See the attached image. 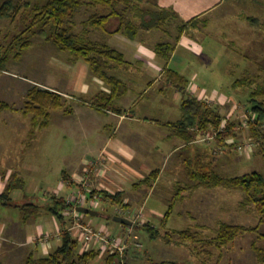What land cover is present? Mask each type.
Segmentation results:
<instances>
[{
	"label": "rangeland",
	"instance_id": "obj_1",
	"mask_svg": "<svg viewBox=\"0 0 264 264\" xmlns=\"http://www.w3.org/2000/svg\"><path fill=\"white\" fill-rule=\"evenodd\" d=\"M4 1L0 0V5ZM10 1L19 6L25 2H44ZM138 6L145 11L166 9L171 11L174 17H171L162 29L139 30L134 40L122 33H109L117 27V19L111 20L107 32L91 29L88 37L120 51L122 48L126 49L128 44L131 50L132 47L138 46L141 53L151 57L149 62L154 61L161 72L164 73L163 69L169 68L184 76L187 80L184 96L190 94L217 107L224 122L232 124L233 136L225 139V145L222 146L214 139L208 140L207 136H197L193 144L184 145L185 143L177 141L179 147L175 146L177 148L173 151V144L168 146L163 143L159 137L160 133H157L155 138L149 137V128L156 126L155 121L170 123L180 115L174 95L175 87L168 76L162 73L163 78H160V70L157 71L153 67L148 69L146 65L136 63L128 51H122L125 60L131 63L129 70L125 65L121 69L111 70L110 74L125 79L130 88L115 105L120 107L129 102L127 105L128 108L132 107L134 119L126 116V119L120 120L117 115L93 109L90 104L94 96H81L71 89L76 84V78L80 79V75L84 74V66L87 64L83 61L72 63L67 53L59 51L52 42L36 36L30 39L31 46L23 53L21 60L11 58L6 71L0 75V101L11 107L0 113V193L6 190L11 176L15 174L22 179V184H18V188L10 197L15 198L18 203H38L46 196L49 197V194L65 197L67 189L62 185L66 186L72 181H64L59 174L69 171L71 165H74L72 163L80 161L84 153L98 149L99 145L112 138L114 142H122L133 149L135 155L130 158L132 162L147 168L143 172L144 176L134 180L131 170L127 168L128 163L120 156H114L113 152L104 150V155L99 160H103L104 156L112 159L110 171L121 180L124 181L127 175L126 178L135 183L151 171L159 170V177L157 175V180L151 188L141 186L131 190L129 187L132 181L127 184L129 190L123 191L125 202L129 204L127 209L121 205L112 206L108 202H100L98 198L87 199L89 204L86 206H92V209L110 217L120 213V216L134 222L135 226L127 230L120 228L121 235H125V239L129 238V244L123 243V236L117 242L128 246L125 253L127 264H148L150 260H171L185 264H259L255 260L251 244L257 241L264 247V242L258 238L264 232L263 227L257 232H245L222 250L214 247L201 248L198 245L201 253L197 256L193 245L166 243L160 238L149 239L148 233L137 225L148 223L156 227L161 234L167 230L189 228L193 232L199 231L204 238H213L220 222L247 228L257 225L258 216L254 207L249 206L243 210L239 207L244 198L241 191L221 187L192 188L194 184L187 177L186 166L193 167L194 158L198 157L203 164L224 176H239L254 171L264 176L260 147L250 135L247 126L249 118L253 117L249 94L258 84H264V0H144L139 2ZM118 9L123 10V6L120 5ZM96 13L106 14L107 10L102 7H82L75 16L73 32L81 33L83 22ZM22 14H25L23 7L15 21L9 17L0 19V52L8 49L12 50L13 55L17 51L14 39L25 28L21 23ZM193 18H197V22L179 35V26ZM248 18H254L256 21L251 22ZM124 20L140 23L131 9L125 10ZM157 44L173 46V52L167 62L156 56L154 48ZM245 78L252 80L250 86L234 87L237 80ZM149 82L152 84L147 88ZM81 85L79 82L76 88L80 90ZM32 86L60 93L72 110L83 105L81 110L91 111L86 112V115L90 114L89 117L75 113L74 110L75 115H66L63 110H54L51 112L48 128L37 130L31 136L30 118L25 116L21 109L26 93ZM85 86L94 94L108 91L107 85L97 81L89 68ZM80 97H83L86 103H81ZM124 108L128 110L125 106ZM71 123L76 124L78 128H71ZM82 125L84 126L81 127ZM239 146L241 148H238ZM100 167L98 161L91 162L85 170L99 176L98 182L105 184L103 180L108 172L103 165ZM90 179L82 180L85 183L83 188H88L90 193L101 191L96 189L98 184H91ZM178 186L184 188L180 192L182 198L173 205L165 226H162L164 215ZM75 189L67 195L66 200L83 190L80 186ZM3 207L5 206L0 205V209ZM10 208L0 210V214L17 218L20 212ZM84 220L85 224L91 227L96 226L89 224V220L106 225L111 230L116 224L106 217L84 216ZM71 226L72 220L67 229L79 240L81 235H78L74 228L71 230ZM98 228L106 230L101 226ZM49 240V237L39 239L41 244L49 243L50 246L52 243ZM4 241L0 239L1 246H5ZM89 246L101 249L100 244L95 241H91ZM83 248L80 244L78 252L81 253L79 250ZM101 251L107 252L106 248ZM102 254L105 257L106 253ZM14 263L22 264L23 261L18 259ZM102 263L100 256L90 264ZM0 264L10 263L5 262L0 254Z\"/></svg>",
	"mask_w": 264,
	"mask_h": 264
},
{
	"label": "trees",
	"instance_id": "obj_2",
	"mask_svg": "<svg viewBox=\"0 0 264 264\" xmlns=\"http://www.w3.org/2000/svg\"><path fill=\"white\" fill-rule=\"evenodd\" d=\"M144 0H44L42 3L25 2L24 5L12 3L10 0H5L0 5V19L9 17L12 20L17 19L20 15L22 7L25 14L21 16V23L25 26L19 36H16L14 45H17V51L11 55L10 50L0 52V75L6 71L7 64L11 58L16 61L21 60L22 55L31 46V38L42 37L45 40L52 42L59 51L68 54L69 60L72 63L83 61L87 64L90 72L101 82L108 87V91L97 93L93 102L90 104L92 108L99 112L112 111L121 113V110L115 107V101L124 96L128 91V86L120 78L110 74L111 70L121 68L128 63L125 60L124 54L117 49L111 48L105 43L92 41L88 35L91 29L102 30L107 32V27L111 20L117 19V27L110 31V34L122 33L129 39L134 40L139 30L149 31L151 28L162 29L167 21L174 17L171 11L161 9L160 11H145L138 6L139 2ZM226 1V0H223ZM123 6V10H119V6ZM102 7L107 10L106 14H93L83 22V30L76 34L73 32L74 20L78 11L84 7ZM131 9L134 12L135 18L140 20L139 24L125 21V10ZM249 19V18H248ZM255 22L254 18L249 19ZM142 21V22H141ZM197 22V18L179 26V35L183 34L184 30L193 26ZM152 26V27H151ZM173 46L170 44H157L154 52L159 59L167 62L173 52ZM164 76H168L172 81L171 84L185 94L187 80L178 72L169 68H164ZM252 84V80L247 78L237 80L234 87H248ZM81 103H86L83 97H80ZM82 100V101H81ZM76 102V101H75ZM250 111L253 117L249 118L247 126L250 135L260 147V153L264 161V84H258L249 94ZM11 109L9 104L0 101V113L4 110ZM54 110H63L64 114L71 115L72 107L67 103V100L58 92L44 89L38 86H32L28 89L25 102L21 112L30 118V134L33 136L37 130L45 129L49 126L51 112ZM180 118L175 122L166 123L165 127L169 131V135L173 138L180 139L185 145L194 142L197 136L212 135L218 131L214 140L219 146L225 145V139L232 135V124L224 122V118L218 111L217 107H213L203 100H199L193 95L184 96L180 104ZM263 129V130H262ZM29 134V135H30ZM187 177L194 184V187L205 188H225L239 190L244 194L243 200L240 202V209H246L253 206L258 216V223L253 228H247L242 225H231L220 222L215 230L213 238H204L199 231L193 232L191 229L165 231L161 234L156 227L148 223H144L138 228L143 229L148 233L149 239H163L166 243H175L176 245H193L196 255L199 256V246L214 247L217 250H222L232 243L236 238L243 235L245 232H257L260 227L264 229V176L259 172H251L239 176H224L214 168L203 164L201 160L194 158L193 167L186 166ZM159 170H153L141 180L133 183V187L138 189L141 186L150 187L157 180ZM11 180L6 190L0 193V205L5 207H17L24 221L35 217L40 210L45 211L55 217L61 224L60 243L58 247L49 255L35 259L32 256L26 258L22 264H90L96 257L102 253H106L102 264H127L125 253L120 254L118 251L114 253L102 252L100 248L84 249L81 253L78 252L80 242L74 238L68 231L70 219L66 217L65 212L70 206L67 200L62 195L49 194L48 203L45 208L42 205L31 202L18 203L12 200L11 193L18 188V184H22V179L15 174L11 176ZM64 181L67 177L63 176ZM67 185L72 186V182ZM181 188L174 193L170 201V206L164 215L165 226L166 218L172 211L173 205L182 198ZM90 198L97 196L100 202H108L110 205H121L125 209L129 208V204L125 202L124 192L117 191L109 193L105 190L92 191L88 193ZM88 216V215H83ZM114 216V215H113ZM92 217V216H91ZM110 219V218H109ZM129 229V226L114 224ZM133 225L135 226L134 222ZM132 225V226H133ZM264 242V232L258 236ZM130 241V240H129ZM198 246V247H197ZM204 249V248H203ZM251 249L254 252L255 260L259 264H264V247L260 246L257 241H253ZM203 251V250H201ZM203 254V253H202ZM148 264H185L177 261L162 260L159 262L149 261ZM207 264V263H204Z\"/></svg>",
	"mask_w": 264,
	"mask_h": 264
},
{
	"label": "crops",
	"instance_id": "obj_3",
	"mask_svg": "<svg viewBox=\"0 0 264 264\" xmlns=\"http://www.w3.org/2000/svg\"><path fill=\"white\" fill-rule=\"evenodd\" d=\"M132 49L133 50L129 49V44H128L126 46V49L122 48L121 50L122 51H128L133 56V60H135L136 63H142L143 65H146V67H148V69H150V67H153V68H156L157 71L160 70L158 67L155 66L156 64L154 63V61H151V63L149 62V60H151V57L146 55V53H144L145 55L143 53H141V49L138 46H134V47H132ZM118 51H120V49ZM122 51H120V52H122ZM124 57H125V55H124ZM126 62L128 63L127 68L129 70V66L131 63L128 62L127 60H126ZM119 69H121V68H119ZM159 72H160L159 77L163 78V76H162L163 72H161V70ZM87 77H88V67L85 65L84 66V74L80 75V79L76 78V80L74 81L76 84L71 89L75 90L76 93H79L78 95L83 96V95L87 94V97H93L96 94H94L93 92L86 89V86H85V82H86ZM135 79L138 82L137 77H135ZM32 81L35 82V80H32ZM97 81H100V80L97 79ZM122 81H124L126 83V85L128 86L127 81L125 79ZM77 82L82 83V85L79 87L80 90H78V88H76V86H78ZM151 84H152V82H149L147 88H150ZM129 88H130V86L128 87V91H129ZM173 89L175 91L174 95L176 98V104H178V109L180 110V104H181V101L183 99L184 94L181 91H178L176 88H173ZM128 91H127V93H128ZM144 92H146V91H144ZM124 96L120 97L116 101H120ZM127 104H129V102L128 103L126 102V105H123V106L120 105V107L115 105V107H117V108H122V109H120L121 113H114L112 111H106V112H108L112 115H117L120 120L126 119V116L132 117L133 116L132 107L128 108ZM124 106L128 110H124L125 109ZM83 108L84 107L82 105L81 108H79V106H77V108H75L73 110L75 111V113H78V114L81 113V114L89 117L90 114L86 115V112L90 113L91 111L87 110V109H84V111L81 110ZM74 111H73L72 115L74 114ZM180 115H179V118H180ZM132 118L134 119V117H132ZM179 118H177L175 121H177ZM154 124L156 126L149 128V131H150L149 137L155 138L156 134L160 133L159 137H160L161 141L168 146L170 143H172L173 148H174L173 151H175L176 148L179 147L178 146L179 143L177 141H180L181 143H182V141L178 138H173L169 135L170 133L167 130V128L165 127L166 123L155 121ZM83 126L84 125H82L81 127H83ZM20 127H22V126H19V128ZM70 127L71 128H78V126L76 127V124H73V123L70 124ZM111 139L112 138H109L107 141H105L101 145H99L98 149L91 150V152L87 151V153H84L83 156L81 157L80 161H77V162L75 161L72 163L74 165H71L69 171H64V172L59 174L60 178H63V176H66L67 179H70L73 182L72 186L62 185L63 187H66V189H67L66 190V196L64 197L65 199L67 198V195L70 194V192H73L74 190H76L75 188H78V186L83 187V184H85V183L82 180L84 178L85 179L91 178L90 182L92 185L94 183L98 184V187H96V189L105 190L109 193H115L117 191L127 192L129 190L126 186L132 180H128L126 178L128 176L126 175L125 179L123 181L115 173H112L110 171L111 170L110 165H111V162H113L112 159H110L107 156H104L103 160H99L100 157H102L104 155V150H106V151L108 150L110 152H113L114 156H117V157L120 156V158L122 160H124V162L128 163L127 168L130 169L132 172V179H134V180H135V178L140 179L142 176L145 175L143 172L147 168L140 165V164L132 162V160L130 159L133 155H135L134 150L131 149L128 145L123 144L122 142H119V141L114 142ZM191 144H193V142ZM175 146H177V147H175ZM23 151H25V150H23ZM97 161H98L99 167L101 166L100 168H102V165H103L104 167H106L105 169L108 172V174H106V177L103 180L105 182V184H103L102 182H98V180L100 179L99 176L93 175L90 172L88 173V171L85 170L88 163L97 162ZM38 171H40V168ZM84 173H86V175ZM158 177H159V175H158ZM133 183L134 182L132 181L131 187H129L131 190L134 188L132 186ZM111 187H113V188H111ZM115 187H118V188H115ZM43 199L38 201L37 204H40V205H42L43 208H45V206L47 204H49L48 203V197L46 196ZM12 200L16 201L15 198H12ZM7 208H10V207H3L4 210H6ZM11 208H14L16 211L20 212V210L17 207H11ZM3 209H0V210L3 211ZM42 210H44V212ZM42 210L39 212V214L37 216L32 217V218L28 219L27 221H24L21 212H20L19 216L16 215V216H18L17 218H13V217H11V215L9 217H7L5 214H0V239L5 240L4 241L5 246H1L2 244L0 243V251H1L0 254L5 259V262L10 263V264H15L14 261L18 260V259H20L21 262L22 261L24 262L26 260V258L29 256H32L35 259H39V258H42V257L49 255L52 251H54L58 247V245L60 243V235L59 234H60V229L62 226L57 221V219L55 217L48 214L45 211V209H42ZM83 220H84V218H83ZM89 221H88L89 224L92 223L96 227H98V226L104 227V229H106V231H108L112 235H114V237H116V236L122 237L123 236V235H121L122 230L120 229L122 227H120L118 225H113V229L111 230L106 225H103L101 223H98V222H95L92 220H89ZM58 236H59V238H57ZM41 237H49L50 238L49 241L52 244H50V246H48L49 243L48 244H41L39 241V239ZM83 250L84 249H81L79 251L81 252ZM103 255L104 254H101L98 256V257L102 256V261L104 258ZM98 257H96L95 260Z\"/></svg>",
	"mask_w": 264,
	"mask_h": 264
},
{
	"label": "built area",
	"instance_id": "obj_4",
	"mask_svg": "<svg viewBox=\"0 0 264 264\" xmlns=\"http://www.w3.org/2000/svg\"><path fill=\"white\" fill-rule=\"evenodd\" d=\"M218 131H215L212 135H208V140H213L215 136L217 135ZM248 146V145H247ZM238 148H241L239 146ZM244 148V147H243ZM82 191H79L76 195H74L71 198L67 199V203H69V207L67 211L65 212V215L67 218H70L72 220V228L77 231L78 235H81L79 237V242L84 246L83 249H89L91 241H95L100 244L101 249H105L109 253L119 252L120 254H123L126 249L127 245H120L118 244V240H120V237H114L110 232L103 230L101 228L97 227H91L88 224H85L83 220V214L79 213L76 208L79 206H86V204H89V200L87 199H94L97 200V196H94L93 198L89 197V189L86 187H82ZM88 201V202H87ZM92 207V206H90ZM89 207V208H90ZM128 212V211H127ZM120 216V213H118ZM124 217V216H122ZM127 218V217H125ZM70 231V230H69ZM103 232V233H102ZM77 237V236H76ZM124 237V238H123ZM122 238L124 239L123 243L128 242L129 244V238L125 239V235ZM128 240V241H127Z\"/></svg>",
	"mask_w": 264,
	"mask_h": 264
},
{
	"label": "water",
	"instance_id": "obj_5",
	"mask_svg": "<svg viewBox=\"0 0 264 264\" xmlns=\"http://www.w3.org/2000/svg\"><path fill=\"white\" fill-rule=\"evenodd\" d=\"M76 210L83 214V215H88V216H92V217H98V218H107V219H111L113 222L115 223H118V224H121V225H125V226H129L131 227L133 225V222L128 219V218H125V217H122V216H117V215H114V216H108V215H105L104 213L98 211V210H95V209H92V208H89V207H85V206H79L76 208Z\"/></svg>",
	"mask_w": 264,
	"mask_h": 264
}]
</instances>
